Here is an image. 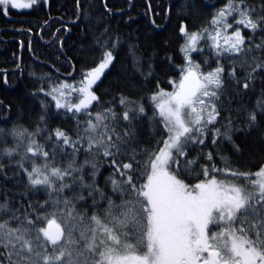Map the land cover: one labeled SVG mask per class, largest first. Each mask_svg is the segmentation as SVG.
<instances>
[{"label":"snow or ice","instance_id":"6c2138e0","mask_svg":"<svg viewBox=\"0 0 264 264\" xmlns=\"http://www.w3.org/2000/svg\"><path fill=\"white\" fill-rule=\"evenodd\" d=\"M35 3L0 0V10L7 15L9 4ZM76 5L77 21L83 17L90 27V12L81 0ZM244 29L253 36L264 33V0L258 6L225 0L194 30L181 20L182 62L163 57L175 73L167 77L170 87L156 79L154 89L138 98L117 93L122 112L112 101L91 111L100 103L95 86L116 64L120 36L109 26L82 46L90 59L85 57L78 80L42 77L48 84L32 92L46 98L35 128L19 122L0 127V159L11 162L0 163V172L14 165L12 178L25 181L20 193L0 188V264H264V87L253 109H228L220 123L226 78L243 92L257 82L264 85V37L253 43ZM205 51L208 56L193 58ZM157 54L129 45L133 73L145 82L155 77ZM71 66L69 77L76 72ZM117 71L126 76L128 69L122 65ZM51 104L76 117L72 132L50 128ZM232 111L245 113L239 127ZM81 115L87 119L79 120ZM145 119L154 133L142 143L139 122ZM252 132L258 133L259 163L241 170L217 145L245 155L244 142L237 141ZM209 135L215 150L203 151ZM196 146L202 151L190 159Z\"/></svg>","mask_w":264,"mask_h":264},{"label":"trees","instance_id":"16d2710c","mask_svg":"<svg viewBox=\"0 0 264 264\" xmlns=\"http://www.w3.org/2000/svg\"><path fill=\"white\" fill-rule=\"evenodd\" d=\"M260 2L261 0H248V3L257 6ZM105 3L107 9L104 7ZM223 3L225 0H81V7L90 12V27L83 23V17L77 21L76 0H48L47 4L44 0H36L31 7L22 8H14L9 4L7 15L0 10V127L10 128L19 122L29 130L35 128L37 118L43 114L40 101L46 98L33 96L32 92L41 83L45 86L48 84L46 79L41 78L50 75L53 81L78 80L79 69L85 63V57L90 59V54L82 51V46L86 49L93 42L94 34H98L105 26H109L111 34H119L120 44L115 67L95 86L100 103L91 107L92 112L109 107L105 101H112L117 112H122L117 93L123 92L138 98L154 89L156 79L163 81L162 87H170L167 77L175 73L170 70L169 62L163 60V57L167 53L175 57L172 63L182 62L179 52V45L182 42L178 33L179 22L186 19L189 29L194 30L205 24L210 14ZM185 5L187 7H184ZM182 7L183 14L180 13ZM153 20L156 22L155 25L152 24ZM244 34L253 36L247 29H244ZM261 37H264V33L256 32L253 43H260ZM129 45H136L139 53L147 55L154 51L158 53L154 58L155 77L145 82L141 76L133 73ZM208 55L209 53L205 51L202 55L193 54V58L199 61L202 56ZM227 63L228 60H225V64ZM72 64L75 65L76 72L69 77L68 74L73 71ZM122 65L128 69L126 76L117 71ZM211 66H215L214 63ZM238 75L243 76V72H238ZM262 87L264 85L257 82L254 88L243 92L232 80L226 78L221 98V107L225 111L222 113L220 123L223 124L224 117L229 115L228 109H253L261 96ZM145 103L149 104L148 101ZM231 116L237 127L244 123V111L239 113L232 111ZM48 117L50 128L59 126L69 132L73 131L76 120L73 114L57 112L54 104H51ZM78 118L83 121L87 116L81 115ZM139 123L138 135L141 142H149L154 133V126L146 119ZM237 142H244L245 155H232L228 151V146L223 143L217 147L224 150L223 154L231 156L233 166L241 170H254L261 155L258 133L252 132L248 137L241 136ZM8 143L11 145V139ZM3 147L4 145L0 144V148ZM208 150H215L210 135L203 151ZM201 151L199 146L191 148L189 158H195ZM60 159L62 158L58 157L57 162ZM217 162L219 163V159ZM0 163L8 166L11 162L4 157L0 159ZM203 163L204 160L201 159L200 164ZM16 171L18 169L13 165L7 167L6 172H0V188L6 187L10 193H20L24 190V179L12 178ZM110 171V168L104 169V175ZM100 182L103 183V176ZM43 198L42 195L30 197L33 200ZM13 199L18 200L20 197L16 195Z\"/></svg>","mask_w":264,"mask_h":264},{"label":"rangeland","instance_id":"374dc122","mask_svg":"<svg viewBox=\"0 0 264 264\" xmlns=\"http://www.w3.org/2000/svg\"><path fill=\"white\" fill-rule=\"evenodd\" d=\"M20 2H21V3H24V0H20ZM26 3H27V0H26ZM60 81H62V80H60ZM70 82H71V81H70Z\"/></svg>","mask_w":264,"mask_h":264}]
</instances>
